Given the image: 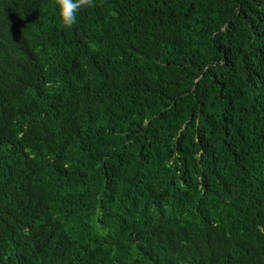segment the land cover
<instances>
[{
    "label": "trees",
    "instance_id": "1",
    "mask_svg": "<svg viewBox=\"0 0 264 264\" xmlns=\"http://www.w3.org/2000/svg\"><path fill=\"white\" fill-rule=\"evenodd\" d=\"M0 264H264V0H0Z\"/></svg>",
    "mask_w": 264,
    "mask_h": 264
},
{
    "label": "clouds",
    "instance_id": "2",
    "mask_svg": "<svg viewBox=\"0 0 264 264\" xmlns=\"http://www.w3.org/2000/svg\"><path fill=\"white\" fill-rule=\"evenodd\" d=\"M95 6V0H56V7L61 23L72 28L78 23L79 15L84 8Z\"/></svg>",
    "mask_w": 264,
    "mask_h": 264
}]
</instances>
